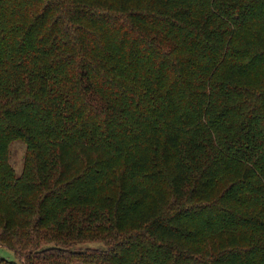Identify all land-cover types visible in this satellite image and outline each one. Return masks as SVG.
Returning <instances> with one entry per match:
<instances>
[{"label":"trees","instance_id":"trees-1","mask_svg":"<svg viewBox=\"0 0 264 264\" xmlns=\"http://www.w3.org/2000/svg\"><path fill=\"white\" fill-rule=\"evenodd\" d=\"M0 245L264 264V0H0Z\"/></svg>","mask_w":264,"mask_h":264},{"label":"rangeland","instance_id":"rangeland-1","mask_svg":"<svg viewBox=\"0 0 264 264\" xmlns=\"http://www.w3.org/2000/svg\"><path fill=\"white\" fill-rule=\"evenodd\" d=\"M26 147L22 143H15L11 147V163L14 166L17 173H19L22 169L23 162H24V155H25ZM102 245L96 242H87L81 243L75 246V250H86L87 248H101ZM0 257L7 259L8 261L14 262L16 264L23 263V260L17 257L15 251L0 245ZM24 264V263H23Z\"/></svg>","mask_w":264,"mask_h":264}]
</instances>
